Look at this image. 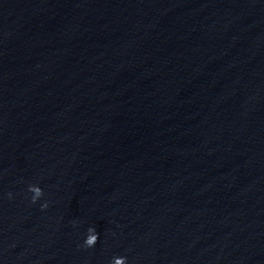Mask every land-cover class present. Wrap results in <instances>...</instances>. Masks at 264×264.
Returning a JSON list of instances; mask_svg holds the SVG:
<instances>
[{
    "label": "water",
    "instance_id": "water-1",
    "mask_svg": "<svg viewBox=\"0 0 264 264\" xmlns=\"http://www.w3.org/2000/svg\"><path fill=\"white\" fill-rule=\"evenodd\" d=\"M114 257L264 264V0H0V264Z\"/></svg>",
    "mask_w": 264,
    "mask_h": 264
},
{
    "label": "clouds",
    "instance_id": "clouds-1",
    "mask_svg": "<svg viewBox=\"0 0 264 264\" xmlns=\"http://www.w3.org/2000/svg\"><path fill=\"white\" fill-rule=\"evenodd\" d=\"M28 191L32 193V201L35 202L41 196V189L38 186L30 185ZM45 205H42L44 207ZM97 233H94V230H90L89 233L84 238V245L91 247L95 244L97 240ZM111 264H125L124 257H114Z\"/></svg>",
    "mask_w": 264,
    "mask_h": 264
}]
</instances>
